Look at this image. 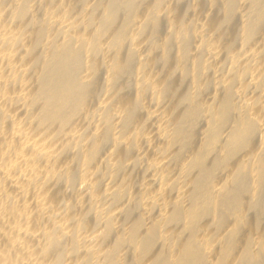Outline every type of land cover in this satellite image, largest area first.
I'll return each mask as SVG.
<instances>
[{"label": "bare ground", "instance_id": "obj_1", "mask_svg": "<svg viewBox=\"0 0 264 264\" xmlns=\"http://www.w3.org/2000/svg\"><path fill=\"white\" fill-rule=\"evenodd\" d=\"M0 264H264V0H0Z\"/></svg>", "mask_w": 264, "mask_h": 264}]
</instances>
